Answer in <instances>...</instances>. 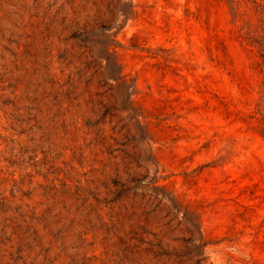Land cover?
I'll return each instance as SVG.
<instances>
[{
    "label": "rangeland",
    "instance_id": "374dc122",
    "mask_svg": "<svg viewBox=\"0 0 264 264\" xmlns=\"http://www.w3.org/2000/svg\"><path fill=\"white\" fill-rule=\"evenodd\" d=\"M0 264H264V0H0Z\"/></svg>",
    "mask_w": 264,
    "mask_h": 264
},
{
    "label": "trees",
    "instance_id": "16d2710c",
    "mask_svg": "<svg viewBox=\"0 0 264 264\" xmlns=\"http://www.w3.org/2000/svg\"><path fill=\"white\" fill-rule=\"evenodd\" d=\"M111 42H112V41H111ZM109 44H110V43H108V42H103V43H102V45H103V47H104V49H105V53H106V55H107V59L112 58L113 55H114V51L111 52V51L109 50V49H110ZM107 59H106V60H107ZM114 79H115L116 81H120V82L118 83L117 87H120L124 92L129 93V88H130V86L127 85L126 81L122 78V76L115 77ZM131 189H134V188H132V187H127V188H125V190H131ZM152 189H153V190H157L156 187H153Z\"/></svg>",
    "mask_w": 264,
    "mask_h": 264
}]
</instances>
